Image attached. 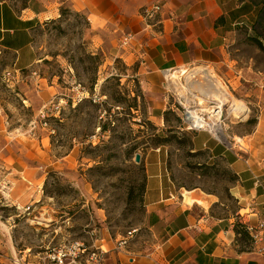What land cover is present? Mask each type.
Wrapping results in <instances>:
<instances>
[{
	"label": "rangeland",
	"instance_id": "rangeland-1",
	"mask_svg": "<svg viewBox=\"0 0 264 264\" xmlns=\"http://www.w3.org/2000/svg\"><path fill=\"white\" fill-rule=\"evenodd\" d=\"M6 1L24 8L36 0ZM62 10L63 15L44 20L34 30V45L41 59L24 72L19 83L6 80L13 68L12 56L0 53V107L10 127L46 134L55 161L71 155L70 163H62L45 175L42 199L31 221L18 219L16 247L22 251L30 248L24 252L28 256L23 264H45L48 255L73 241L90 247L104 232L119 238L139 229L146 212L148 154H166L171 180L183 194L195 190L210 203L214 216L244 214L234 196L238 176L226 157L212 158L216 150L208 147L217 145L218 150L227 151V156L243 152L251 166L264 163V48L249 40L255 35L254 21L244 19L230 47L234 67L241 71L237 85L230 86L223 73L210 66L229 96L248 109L243 119L230 115L229 105L223 106L219 122L228 140L225 143L187 121L190 107L206 110L202 115L208 118V111L218 105L214 100H202L198 92L189 93V104L184 102L177 90V85L186 84L184 69L175 70L180 71L177 78H167L174 111L168 112L164 126H154L148 120V106L136 76L138 64L129 62V46L121 42L127 34L106 24L98 26L86 13L67 6ZM261 32L264 34V28ZM261 39L264 46V37ZM197 81L206 85L202 77ZM43 83L56 86L58 95L53 99L55 105L47 104L39 114L44 103L38 91ZM77 85L81 87L77 89ZM78 97L83 100L79 102ZM60 100L63 103L57 110L54 106ZM198 134L204 137L200 143L196 142ZM159 137H169V141L160 142ZM235 140L238 146H233ZM137 154L142 157L139 163L135 161ZM44 215L49 220L44 221Z\"/></svg>",
	"mask_w": 264,
	"mask_h": 264
},
{
	"label": "crops",
	"instance_id": "crops-1",
	"mask_svg": "<svg viewBox=\"0 0 264 264\" xmlns=\"http://www.w3.org/2000/svg\"><path fill=\"white\" fill-rule=\"evenodd\" d=\"M156 3L163 10L154 20H146L144 9ZM64 6L86 13L98 26L106 24L133 36L127 59L138 64L136 76L148 106V120L158 128L165 124L164 113L174 111L166 73L204 64L221 71L230 86L237 85L241 76L234 67L236 61L230 58V47L238 26L254 14L253 8L238 0H36L24 8L0 0V53L12 56L11 72L17 83L41 59L34 30L44 20L59 17ZM40 87L38 96L44 105L39 114L58 95L54 85ZM10 124L0 107V263L23 264L28 256L24 252L30 248L22 251L16 247L18 219L31 221L42 199L45 175L70 163L71 155L55 161L46 134L11 128ZM203 140L202 135L196 136V142ZM216 147H208L216 150L212 158L226 157L238 176L234 196L239 211L245 212L241 223L257 224L264 217V163L251 166L244 156L239 159L233 151L234 155L227 156L226 150ZM145 162L144 223L137 237L122 248L117 246L122 236L101 234L95 245L107 252L104 264H264V254L236 241L233 214L214 216L210 203L195 190L189 192L191 201L185 200V193L171 180L166 154H148ZM3 181L10 182L8 190L1 189ZM29 205L31 211L27 212ZM43 217L49 220L47 215Z\"/></svg>",
	"mask_w": 264,
	"mask_h": 264
},
{
	"label": "built area",
	"instance_id": "built-area-1",
	"mask_svg": "<svg viewBox=\"0 0 264 264\" xmlns=\"http://www.w3.org/2000/svg\"><path fill=\"white\" fill-rule=\"evenodd\" d=\"M164 6L161 3H156L153 4L149 7H146L143 11V17L146 20H154L157 15L161 13L163 10ZM133 40V36L131 35H126L121 39L122 45L123 46H129ZM176 71H172L169 73H166V77H170V74L173 73L175 74ZM172 74V75H173ZM6 80L10 81H16L17 82V77L15 74L11 71H8L6 74ZM81 85H77V89L80 88ZM55 100V99H54ZM83 98L78 97V101H82ZM63 103V100H60L59 103H57V106H54L57 110L60 109V105ZM50 104L55 105L54 101L51 102ZM188 112V111H187ZM187 112H186V119L187 118ZM202 115V113H201ZM211 116L208 118H205L204 115L203 121H208L210 122L212 113H210ZM221 115V114H220ZM45 115H43V118ZM220 117V116H219ZM233 146H238V144H235ZM232 146V147H233ZM239 149L242 151L243 146L239 145ZM235 153V152H234ZM235 155L239 158L242 159L244 156V153H235ZM10 188V182L3 181L1 183V189L8 190ZM25 211L30 212L31 211V205L27 206L25 208ZM242 214H237L235 221H242ZM248 231L251 234L252 237V244L254 248L258 250L259 253L264 254V217L261 218L257 224L255 225H248ZM139 232V229H131L126 232L124 236L118 241V248H122L128 245V243L133 240ZM106 255L107 252L99 247H96V245H92L90 247L85 246V244L81 241H73L68 245L62 246L57 253L54 255H48V261L45 264H104L106 261Z\"/></svg>",
	"mask_w": 264,
	"mask_h": 264
},
{
	"label": "bare ground",
	"instance_id": "bare-ground-1",
	"mask_svg": "<svg viewBox=\"0 0 264 264\" xmlns=\"http://www.w3.org/2000/svg\"><path fill=\"white\" fill-rule=\"evenodd\" d=\"M180 71H176L175 74H170V79L177 78ZM173 74V75H172ZM183 74L186 76L185 86L181 87L177 85V90L181 92V96L186 104H189L191 101L189 99V93L198 92L199 97L202 96L203 99L214 100L217 102V107L208 111V113H212V117L210 122L203 121V117L201 115L202 112H206V110L194 109L193 107L188 110L187 118L188 121L191 122V126L197 129L208 130L212 133L219 141H223L228 143L227 137L224 133L223 126L219 122V116L221 114V109L223 106L229 105L228 112L230 115H233L237 118H243L247 116L248 109L244 104L237 102V100L232 99L227 90L224 82L218 75L214 72V70L210 66H198L191 70H183ZM198 77H202L205 86H202L201 82L197 81ZM208 89V90H207ZM198 95H193V97H198ZM201 99V98H200ZM233 144H240L235 140ZM185 200L190 202L189 192L185 193Z\"/></svg>",
	"mask_w": 264,
	"mask_h": 264
},
{
	"label": "trees",
	"instance_id": "trees-1",
	"mask_svg": "<svg viewBox=\"0 0 264 264\" xmlns=\"http://www.w3.org/2000/svg\"><path fill=\"white\" fill-rule=\"evenodd\" d=\"M238 1L246 4L247 7L253 8L254 16L250 20L254 21V23L252 24V30H254L255 35L249 36V40L254 42V44H256L259 48L263 49L264 46L261 38L264 37V34L261 32V29L264 28V0H238ZM63 13L64 10L61 11V15H63ZM221 20L222 19H220L219 21ZM244 22L245 21H242L241 24H244ZM169 111L170 110L164 113L165 122H167L168 120L167 116L169 114L168 113ZM159 138L161 139L160 142H162V140L169 141V137L166 138L159 137ZM234 230L236 232V241L238 243H242L243 245H247V246H250L252 244V237L248 231V226L246 224L236 221L234 224Z\"/></svg>",
	"mask_w": 264,
	"mask_h": 264
},
{
	"label": "water",
	"instance_id": "water-1",
	"mask_svg": "<svg viewBox=\"0 0 264 264\" xmlns=\"http://www.w3.org/2000/svg\"><path fill=\"white\" fill-rule=\"evenodd\" d=\"M140 155L139 154H137L136 156H135V161H136V163H139L140 162Z\"/></svg>",
	"mask_w": 264,
	"mask_h": 264
}]
</instances>
